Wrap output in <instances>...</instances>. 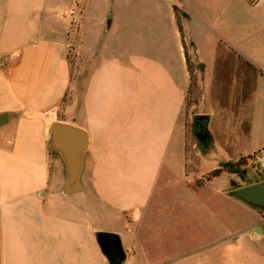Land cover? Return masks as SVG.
<instances>
[{"label":"crops","instance_id":"0c3cea01","mask_svg":"<svg viewBox=\"0 0 264 264\" xmlns=\"http://www.w3.org/2000/svg\"><path fill=\"white\" fill-rule=\"evenodd\" d=\"M143 1L150 12L135 15V0H129V14L120 18L128 32L126 52H120L96 37L117 25V15L110 23L104 14L95 16L97 30L85 28L72 43L76 0H0V114L6 115L0 126V264H109L98 231L119 235L122 264H186L144 257L136 234L126 231L137 225L158 182L185 176L189 73L174 6L187 15L181 23L201 89L195 109L209 116L211 149L223 143L236 157L261 147L238 146L252 138L256 124L244 126L246 116L234 112L226 91L235 61L242 78L234 89H243L252 66L264 68V11L250 20L248 10L264 0H165L163 7ZM207 42L214 48V93L208 92V65H198L199 45ZM53 122L87 134L81 192L61 193L63 165L48 149ZM258 228L249 230L251 239L261 235Z\"/></svg>","mask_w":264,"mask_h":264},{"label":"rangeland","instance_id":"374dc122","mask_svg":"<svg viewBox=\"0 0 264 264\" xmlns=\"http://www.w3.org/2000/svg\"><path fill=\"white\" fill-rule=\"evenodd\" d=\"M69 1L61 0L64 5ZM155 1H158L162 7L166 5L165 0ZM135 3L133 6L135 15L141 16L144 11L150 12V7L145 1L135 0ZM248 10L249 19L255 20L262 17L261 11H264V4L260 9L249 6ZM129 11V0H76V13L73 15L74 26L70 37L72 43L80 39V35L85 33V28L88 33L90 30H97L95 16L104 14L107 16V22L110 23L116 15L120 19L127 16ZM115 22L117 25L112 26L108 34H102V29H100L96 37L103 38L102 43L109 48L126 52L127 24L121 19ZM88 39L89 42L93 41L89 36ZM191 44L189 45V42L187 44L188 51L192 55V61L195 62L196 56ZM199 46L202 62L198 65L203 62L208 65L205 73L208 92L214 93L216 88H213L211 83V71L209 70L214 48L209 42ZM239 63L241 62L235 61V64L228 68L227 82L232 90L226 91V96L227 98L231 96L230 102L234 107V112L239 113L241 110L246 116L244 123L246 128L250 121L256 125L252 138H242L241 145L238 146L243 149L245 146H251L253 150L258 145L257 143H262L261 147L248 153L253 154V160L244 166V174H229L221 171L218 176L210 179L203 186L190 188L185 186L184 182L213 170L220 161L226 162L243 155L234 157L233 149L223 143L215 144V149L212 150L213 145L210 141H202L201 145L205 154H200V151L195 149L196 155L200 156L196 172L185 174L184 177L180 175L181 177L165 184L158 182L135 228L133 229L132 224L130 230L126 229L128 233L136 234L144 257L155 258L156 262L168 261L170 258L188 259L186 264H193L195 259L221 260V258L224 260L215 263L264 264V209L254 208L244 203L242 199L228 195L233 189L232 183L245 187L262 179L261 174L251 166V163L256 166L254 161L256 156H264V68L257 65L252 66L251 71L253 72H249L251 75H244L243 89H234L235 86L239 87L240 78H242V74L234 69L240 65ZM196 109L195 106H189L186 109L188 142L191 141L189 130L193 112L198 115ZM258 170L264 174L263 168ZM255 227L261 229V235L251 239L249 230ZM228 249H231L230 256H226Z\"/></svg>","mask_w":264,"mask_h":264},{"label":"water","instance_id":"95a60500","mask_svg":"<svg viewBox=\"0 0 264 264\" xmlns=\"http://www.w3.org/2000/svg\"><path fill=\"white\" fill-rule=\"evenodd\" d=\"M208 115H195L193 123L203 131L207 129ZM6 123V115L0 114V126ZM49 151L56 153L63 165L64 175L62 194L81 192L83 186V156L88 146L87 134L79 127L61 122H53L49 130ZM235 196L249 206L264 209V181H257L245 187H235L228 194ZM258 232H261L258 228ZM96 241L109 264H122L126 254L122 248L119 235L113 232H97Z\"/></svg>","mask_w":264,"mask_h":264},{"label":"trees","instance_id":"16d2710c","mask_svg":"<svg viewBox=\"0 0 264 264\" xmlns=\"http://www.w3.org/2000/svg\"><path fill=\"white\" fill-rule=\"evenodd\" d=\"M247 2L252 5L256 2V0H247ZM174 13H175V20L178 27V30L180 32V38L184 47V53H185V62L187 66V70L189 73V84L188 88L186 90V97H184L185 102V115H186V109L189 106H195L198 103L199 97L201 96V90L198 84L197 80V73L195 70V63L191 59V53L188 51V46L185 42V33L182 27L181 19L186 17L185 12H181L179 8L176 6L173 7ZM190 45V44H189ZM70 57V55H69ZM195 116V113L193 112V117ZM187 117V115H186ZM186 117H185V138H184V144H185V158H184V170L185 174L188 175L192 172L197 171V165L199 164V158L200 156L196 155L195 149L200 151V154H205V151L203 150V146L201 145L202 141H209L210 134L207 129H204V131L195 126L193 123V119H191L190 123V135H191V141L188 142V131L186 129ZM192 117V118H193ZM201 129V131H200ZM253 159V154H248L246 156L240 155L237 159H229L226 162L220 161L216 168L213 170L201 174L200 177H196L191 181H186V186L190 188H196L199 186H203L205 183H207L210 179L214 178L215 176H218L221 171L227 172L229 174H244V166H246L251 160ZM251 166L257 169V172L261 174L262 179L264 180V174L254 166L253 163H251ZM232 187H239V185H234L232 183Z\"/></svg>","mask_w":264,"mask_h":264},{"label":"built area","instance_id":"2783aa9c","mask_svg":"<svg viewBox=\"0 0 264 264\" xmlns=\"http://www.w3.org/2000/svg\"><path fill=\"white\" fill-rule=\"evenodd\" d=\"M0 65H5V59L2 57V55L0 54ZM255 163L257 164L256 165V168H263L264 169V156L263 155H257ZM253 160V159H252Z\"/></svg>","mask_w":264,"mask_h":264},{"label":"flooded vegetation","instance_id":"af4514ba","mask_svg":"<svg viewBox=\"0 0 264 264\" xmlns=\"http://www.w3.org/2000/svg\"><path fill=\"white\" fill-rule=\"evenodd\" d=\"M261 180H262V179H261ZM261 180H257V181H261ZM257 181H256V182H257Z\"/></svg>","mask_w":264,"mask_h":264}]
</instances>
